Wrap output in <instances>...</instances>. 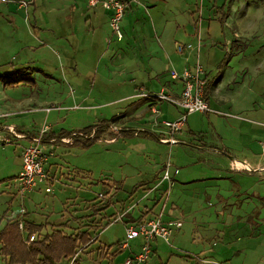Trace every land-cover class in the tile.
<instances>
[{"label":"rangeland","instance_id":"374dc122","mask_svg":"<svg viewBox=\"0 0 264 264\" xmlns=\"http://www.w3.org/2000/svg\"><path fill=\"white\" fill-rule=\"evenodd\" d=\"M180 1L188 3L191 9L195 5L200 6L201 3V0ZM249 1L258 0H247V2ZM262 1L264 2V0ZM168 2L173 5L174 9L175 0H168ZM189 14H183L184 16L181 17L188 23L191 22ZM36 15L39 18L41 11L37 10ZM68 15L65 19L59 15L58 19H70V14L68 13ZM35 16L31 14L27 22L30 23L33 33L37 31ZM198 26L196 30H198ZM50 30L40 31L41 35L35 38L26 33L25 47L21 51L22 53L18 56L9 54L5 59H11L12 62L23 60L25 61L24 65L13 68L10 66L11 63H7L0 66V73L18 71L19 77L31 78L35 82V84L20 82L17 86L6 89L4 93L1 92L3 98L7 99L14 97L30 99L27 102L28 106L24 107L27 112L14 116L12 119L17 120L18 126H22L24 130L39 128L43 123H46L55 130L70 133L96 125L100 120H112L114 134L112 137L96 142L89 149H81L78 146L67 147L65 152L59 149L57 156L51 159L54 168L51 169L50 175L55 181L52 182L53 185L49 193L44 191L42 185H38L32 191L19 193L13 179L19 173L18 157L22 144L18 141L17 145L14 143L0 145V230L3 229L8 216L22 210L27 212L30 220L45 223L46 230H49L51 225L59 223L60 218L68 213L71 215L82 213L80 217L70 221L72 223L70 234L87 228L92 232V237L95 234L98 239L88 250L78 249L76 264H110L107 262L108 260H97L99 250L96 248L99 246L110 247V251L113 252L117 249L116 243L124 239L125 231L122 221L112 224L121 212L127 211L124 219L128 220L131 212L134 211V214H137L145 203L150 202L154 206L160 202L159 199L155 200L157 190H154L147 198H143V196L159 182L162 166L166 161H169L173 164V168L178 169V174L174 178L172 176L173 182L169 184L170 195L167 198V211L173 204L176 217L181 221V229L184 228L182 223L188 222L184 229L187 243L180 247L174 242V234L171 233L169 238L171 246L164 243V250L157 254L160 261L152 253L145 264H264V171L235 170L228 167L226 173L223 172L224 176L218 175L219 162L224 161L222 156L213 152L199 151L193 148L195 145L191 147L185 132H183V137L184 140H187L184 141L186 144L171 146L160 144L151 136L123 135L116 138L115 126H120L119 122L125 115L131 116V119L127 121L131 128H135L139 124L138 120L132 119V117L144 109V106H141L143 102H138V100H132L128 104L115 102L114 100L118 97V89H115L114 84L117 80L110 82L107 79L101 89L106 93L105 101L95 100L91 95V98L87 97L90 99L89 101H83V95L91 91L95 93V89L89 90V81L91 84L94 79L92 77L96 75L91 74L90 79H86L88 77L86 75L85 80H88V83L80 79L75 80L74 84L70 86V69L78 67V64L75 63L74 66H70V28L67 29L68 35L61 32L56 33L58 36L55 40L53 36L51 38L48 36ZM225 33L228 34L227 31ZM109 36L112 47L110 50L108 49L109 52L104 56L100 66L114 71L118 64V58H113V47L117 40L112 35L110 28ZM45 37L48 38V41L44 39ZM218 48L220 49V47ZM122 52L123 59L129 63H132L135 56L139 57L137 50L124 47ZM96 64L98 63H93V65ZM75 84H78L79 88ZM163 103L166 105L167 102ZM74 106L77 108L72 109ZM46 108L50 111L46 112ZM34 109L37 110L33 111ZM224 112L226 113V111ZM217 113L210 112L208 117L199 113L189 114L187 119L189 127L196 132L194 133L196 136H204L208 146L217 147L221 152L223 148L217 140L214 130L217 133H224V127H226L227 145L232 146L236 152L235 155L240 157L244 133L237 127H231L232 123L236 122L233 119L236 118L233 116L235 112L229 113L233 118L226 117V114L223 113ZM241 117L243 118H240V122H249L247 119L250 118L247 115L241 114ZM147 118L154 119V117L145 114L143 122L149 125ZM206 119H211L213 124L215 123L213 125L215 128L212 125H207ZM216 122H219L218 126ZM199 130L206 132L205 135L204 133L200 135ZM259 152H261L260 149ZM262 164L264 166V162ZM251 168L255 169L253 165ZM258 174L263 178L262 180L256 176ZM133 190H135L134 193H132ZM98 193H104L103 199H101L102 206L110 205L106 213L119 214L114 218L106 217V220L108 219L112 225L101 227L94 233L98 222L90 219L98 211L93 212L90 204ZM131 193L132 195H130ZM140 199L145 201L139 206L132 205ZM134 207L137 208L134 209ZM146 207H143V211L147 210L148 207ZM149 213H151V209L148 208L146 214ZM213 230L224 232L225 237L219 243L216 238L208 239V248L218 250L221 245L214 247L215 243L222 244L226 249V262H222L216 257H212V259L208 257L202 261L195 257V253H191V257L189 254L191 245L197 244L200 238L205 237L203 231L208 234ZM139 243L140 240H134L130 242V246H132L131 248L137 247ZM130 250L128 248L118 253L112 260L113 264H123L126 260L123 255H126ZM134 250H136L135 254L139 252V248H134ZM171 254L177 255L179 260L173 259L167 263L168 256ZM186 256L187 258H184ZM0 264H7L1 256ZM59 264H69V261H61ZM70 264L72 263L70 262Z\"/></svg>","mask_w":264,"mask_h":264},{"label":"crops","instance_id":"0c3cea01","mask_svg":"<svg viewBox=\"0 0 264 264\" xmlns=\"http://www.w3.org/2000/svg\"><path fill=\"white\" fill-rule=\"evenodd\" d=\"M22 2L28 3V5L23 7L20 4ZM263 3L262 0L253 2H247V0H201L200 6L195 5L193 9L189 7L188 3L181 2L180 0H175L174 9L173 5L170 4L168 0H137V3H130L127 6L120 24L123 38L120 41L116 39L117 43H114L113 58H118V64L114 71H112L110 68L100 66L104 56L108 54L112 47L108 25L109 13L101 6L90 8L84 0H6V2L0 4V66L7 63H11L10 66L13 68L15 66L24 65L25 61L23 60H14L15 62H12L11 59H5L9 54L10 56H18L22 53L21 51L25 47L26 33L35 38L41 35L40 31L51 29L50 35L48 36L50 38L53 36L55 40L58 36L56 33L61 32L68 35L69 31H67V29L70 28V66H74V63L78 64V67L72 68V70L70 69V86L74 84L75 80L80 79L88 83V80H85L86 75L88 76L86 79H90V75L94 73L96 76L92 77V79H94L91 84L89 81V90L95 89V93L91 91L83 95L82 100L89 101L90 99L88 98H91V95L95 100L105 101L104 97L106 93L101 91V89H103L102 86L105 84V79L110 82L117 80L114 85L115 89H118V97L114 101L128 104V102L132 100H138V102H143L141 106H144V109L139 114L132 117V119H136L139 122L135 128H131L130 124L127 122L131 119V116L125 115L123 117L119 122L120 126H115V130L117 131L116 138L123 136V133L128 135L134 133L135 135H132V137L141 135L151 136L160 144H163L159 140L161 138H166L169 131L161 124L165 121L174 122L178 120L182 115V110L175 106L173 107V105H169V103H165L166 105H164L163 102L145 98H135L134 95L138 91H144L149 94H156L163 91L171 97L178 98L181 94L183 85L180 81L171 78V72L175 71L180 73L183 67L192 68L195 63V53L189 52L180 55L175 50V44H192L196 46L197 38L199 37L201 47L204 46L202 49L200 48L201 54L200 52L198 54V62L202 66L204 78L206 79L204 98L209 108L213 111L212 113L219 112L226 114V117H231L232 114L229 113L232 111L235 112L233 116L236 118H231L236 120V122L232 123L231 127H237L244 133V138L241 137L243 144H241V152L239 153L241 158L235 155L236 152L232 146L227 145L226 127H224L225 134L222 132L217 133L214 130V134L223 148L221 152L217 147L213 148L208 146L203 138L204 136L200 137L194 134L196 132H194L188 124V115L180 131L174 134V138L178 140L177 144H186L184 141L187 140H184L185 138L183 137V132H185L187 138H189L188 141L191 147L195 145L193 148L199 151L208 153L213 152L214 154H218V156L221 155L224 161L219 162V168H217L219 170L217 172L218 175L224 176L223 172L226 173V169L230 167L232 162H246L250 167L253 165L255 170H257L260 167H264L262 166L264 158H262L261 152H259V143L264 138V126L262 125L264 123ZM37 10L41 11V16L39 18L37 15L35 16ZM68 13L70 14V19L64 20L69 16ZM31 14H34V19L36 20L35 24L37 31L34 33L30 23H27ZM183 14L190 15V23L181 18L184 16ZM59 15H62L64 19H58ZM65 15L67 16L65 17ZM198 23L199 33L197 34L198 31L196 28ZM226 31L228 34L225 33ZM44 39L48 41V38L45 37ZM124 47L139 51V57L135 56V58L132 59V63L123 59L122 48ZM218 47H220V49ZM94 62L98 64L93 65ZM4 73L6 72L0 74ZM98 75L100 76L98 77ZM31 80L33 83L30 84H35L33 79ZM19 83L11 87L4 86L0 83V145L11 143L17 145L18 141H20L22 144V152L23 148L30 143L31 138L35 136L39 128L24 130L22 126H18L19 122L12 118L27 112L24 107L28 106L27 102L30 101V99H16L18 97L7 99L3 98L1 95V92L4 93L6 89L13 88ZM96 84L97 88L95 86ZM75 85L79 88L78 84ZM130 90L131 92H129ZM110 96L112 97L113 94L111 93ZM76 108L77 106L72 107V109ZM36 110L37 109H34L33 111ZM224 111H226V113ZM145 114L154 117V119L147 118L149 125L143 122ZM199 114L206 117L209 116L208 113ZM241 114L247 115L250 118L247 119L249 122H240V118H243ZM205 122L207 125H212V127L215 128L213 126L215 123L213 124L211 119H206ZM216 123L218 126L219 122ZM112 124H114L113 121L111 125L106 128L103 135L106 137H102V140L113 136ZM48 126L49 132L44 137L42 148L46 152H52V155L44 165L47 175L51 177L50 172L51 169L54 168L52 167L53 163L51 159L57 156V151L59 149L65 152L64 150L70 147V144L60 143L57 138L52 137V135H57L62 130H55L52 126ZM8 128H11L15 134L19 136L22 135L23 137L14 136ZM203 133L205 135L206 132L199 130L200 135H203ZM51 139L55 141L52 142ZM168 146L171 145L168 144ZM21 152L18 157L19 171L21 168ZM169 171L171 178L172 176L174 178L176 174H178V169L173 168V164H171ZM256 176L259 180L263 179L259 174ZM173 178L171 182H173ZM54 181L53 179V183ZM169 184L163 183L156 189L155 200L159 199V203L154 206L151 205L150 202L143 205V207L147 206L151 209V213L146 214L148 208L146 207L147 210L143 211L142 207L141 211L137 214H134V211L131 212L128 216L131 220H122L124 231L125 225L128 223H133L139 218H143V221L152 219L158 213H161V220L164 224H177V227H173L172 230L174 242L180 247L187 243L184 237V229L188 222L186 224L182 223L184 228L181 229V221L180 218L178 220L176 217L175 207L171 204L167 211L168 201L164 202L162 198L163 192L170 190L168 189ZM41 185L44 187L45 191L47 185ZM134 192L135 190L132 191V193ZM132 193L130 195H132ZM103 194L104 193H98L97 196L94 197V201L90 204L92 208H94L92 211H98L95 216L90 219L98 222L96 225L97 229L94 230V233L101 227L109 226L107 225L109 220H106V217L111 216L114 218L119 214L106 213L110 205L108 204L109 206L107 208H105L106 205L102 206L103 201L101 199H103ZM257 196L260 197L259 195ZM147 197L148 195L145 196L144 194L143 198ZM261 197L263 199V196ZM144 201L140 199L132 205L139 206V204ZM136 208L137 207H134V209ZM23 214H27V212L22 210L21 212L8 216L6 220L22 216ZM81 214L82 213H74L71 216L72 221L80 217ZM63 217L66 220L56 224L57 226L53 224L49 227V230H46L47 227L44 225L45 223H37L30 220L29 216H26L30 222L36 225H44L40 232V236L47 235V233L51 234L54 231H61L62 233L67 232V234L70 235V226L72 225L70 222V214L68 213ZM85 229L79 230L78 232H83ZM19 231L24 244L28 246L33 241L35 237L34 234L27 235L24 229ZM204 233L205 237L200 238L197 244L194 243V245H191V250L189 252L190 256L192 255L191 253H195V257L202 259V261H205L204 259L208 257L210 259L216 257L221 259L222 262H226V249L222 244H218L219 241L222 242L225 233L221 231L217 232L216 230L209 231L208 234H206V231H203V234ZM89 234L91 240L88 245L85 244L79 247L81 251L84 249L85 251L88 250L93 243H95L94 241L98 239L95 234L92 237L91 231H89ZM32 236L33 239L30 241ZM210 238H213V240L214 238L217 239L218 243H215L214 247L221 245L220 249L214 250L213 248H208L207 240ZM162 242L163 241L159 239H155L151 243V254L153 253L154 257H157L159 261L160 258L157 254L159 251L164 250V242ZM140 243L137 247L134 246L133 248L129 245L131 250L126 255H123L124 260L135 255L136 250H134V248L138 249ZM109 248L110 247L102 248L100 246L96 248L99 250V257L97 260H108L107 262L113 264L110 255L114 251L111 252ZM222 248L224 249L222 250ZM77 258L78 255L74 262H70L76 264ZM184 258H187V256ZM173 259L177 260L178 256L171 254L168 256L167 263Z\"/></svg>","mask_w":264,"mask_h":264},{"label":"built area","instance_id":"2783aa9c","mask_svg":"<svg viewBox=\"0 0 264 264\" xmlns=\"http://www.w3.org/2000/svg\"><path fill=\"white\" fill-rule=\"evenodd\" d=\"M88 7L94 8L101 6L105 11L109 13V28L112 35L116 37L117 40L123 38L121 32V21L127 6L130 3H137V0H84ZM6 0H0V4H3ZM21 6L26 7L28 3L22 2ZM199 25V23H198ZM199 27V26H198ZM199 33V28L197 30ZM200 40L197 38V45L192 44H175V50L178 54L183 55L184 53L194 52L195 53V63L192 68L183 67L180 73L175 71L171 72V78L178 80L182 83L183 88L181 94L178 98L171 97L160 91L156 94H149L140 91L138 94L134 95L135 98H145L149 100H154L158 102H167L182 110V115L180 118L174 122H163L162 125L169 131L166 138H161L159 141L163 144L174 145L178 143V140L174 138V134L180 131L182 125L186 121V117L192 113H210L213 112L204 98V89L206 85V79L204 78V71L202 66L198 62V54L200 52ZM50 111L47 109L46 112ZM155 113V112H154ZM264 126V123L262 124ZM8 130L16 137H23L15 134L11 128ZM49 132V126L43 123L35 136L31 138L30 143L23 148L21 152V168L18 175L13 179L19 193H25L32 191L37 188L38 185L45 184L46 192H51V186L53 179L47 175L44 165L48 158L52 155V152H46L42 148V143L44 137ZM76 136V135H73ZM78 136H81L79 134ZM54 142V139H51ZM60 143L71 144L73 142V137H65L58 139ZM259 147L261 150V156L264 158V138L260 141ZM171 164L169 161L163 166L162 174L159 182L146 192L145 196L151 194L154 190L158 188L159 185L163 183L169 184L171 182L170 168ZM231 169H239L245 171H253L250 165L246 162H232L230 165ZM256 171L263 172L264 167L258 168ZM169 189V188H168ZM170 190H166L162 194L164 202L167 201ZM164 204V203H163ZM127 211L122 212L118 215L113 223L120 222L124 220ZM162 214L158 213L154 218L148 219L142 222H133L125 225V236L124 239L117 243V250L124 251L129 248L130 242L136 239L141 240L139 246V252L132 257L127 258L123 264H145L151 254V243L155 239H159L169 244V238L172 233V228L177 227L176 223L164 224L161 220ZM18 229L23 230V223L20 221L18 223ZM33 236L30 238L32 241ZM75 255L73 260L77 257ZM72 260V261H73Z\"/></svg>","mask_w":264,"mask_h":264},{"label":"trees","instance_id":"16d2710c","mask_svg":"<svg viewBox=\"0 0 264 264\" xmlns=\"http://www.w3.org/2000/svg\"><path fill=\"white\" fill-rule=\"evenodd\" d=\"M18 73V71H13L12 73L0 74V83L9 87L19 82L33 83L31 79L19 77ZM111 122V120H102L98 124L84 128L79 132L60 131L57 135H52V137L61 139L72 136L73 142L70 146L89 149L96 142L102 140L105 130L111 125ZM79 134L81 136H78ZM123 135L126 136L128 134L123 133ZM132 135L134 136L135 134L132 133L128 136ZM108 206L107 204L105 208ZM92 209L94 210V208ZM26 216L27 214H23L22 216L6 220L3 229L0 230V256L7 264H59L61 261L70 262L77 254L79 247L85 244L88 245L91 240L90 229L70 235H66L61 231H54L51 234L40 236L44 225H36L30 222ZM71 216L70 214V221H72ZM142 219L139 218L135 222H142ZM64 220L66 219L62 216L60 222ZM20 221H22L23 229L27 235L34 234L35 236L28 246L24 244L18 229ZM109 222L107 225H110ZM120 252L118 250L114 251L110 255L111 260Z\"/></svg>","mask_w":264,"mask_h":264}]
</instances>
